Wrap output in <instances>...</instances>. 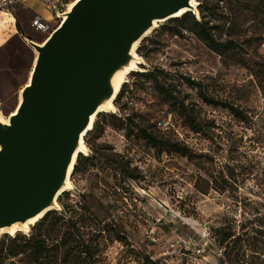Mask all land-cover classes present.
Wrapping results in <instances>:
<instances>
[{"label": "rangeland", "instance_id": "rangeland-1", "mask_svg": "<svg viewBox=\"0 0 264 264\" xmlns=\"http://www.w3.org/2000/svg\"><path fill=\"white\" fill-rule=\"evenodd\" d=\"M29 1L0 0V10L29 23L34 18L25 6ZM198 2L199 15L192 14L201 19L205 0ZM211 4L214 14L205 13L214 35L237 47L220 54L189 30L173 34V19L142 39L136 52L143 70L128 75L115 112L97 115L98 130L93 126L84 137L89 154H79V169L71 174L74 189L59 196L55 210L78 222L92 262L83 253L63 260L69 244L58 252L56 246L71 224L59 223L49 241L55 257L48 264H197L196 255L177 248L180 238L205 249L209 261L197 256L199 264H222L229 241L219 245L218 229L244 234V264H264V0ZM4 51L5 64L13 58L18 67L29 53L18 40ZM8 72L0 69V111L6 117L18 105L23 77L21 69ZM142 72L165 79L173 95L136 75ZM202 93L242 115L206 102ZM141 129L160 143L147 141ZM34 225L16 234L29 236ZM15 235L3 234L0 242ZM15 260L34 264L24 256Z\"/></svg>", "mask_w": 264, "mask_h": 264}, {"label": "water", "instance_id": "water-1", "mask_svg": "<svg viewBox=\"0 0 264 264\" xmlns=\"http://www.w3.org/2000/svg\"><path fill=\"white\" fill-rule=\"evenodd\" d=\"M193 1L77 0L44 41L26 38L30 79L8 122L0 116V232L57 210L93 116L119 93L116 75L156 21L199 15Z\"/></svg>", "mask_w": 264, "mask_h": 264}, {"label": "trees", "instance_id": "trees-1", "mask_svg": "<svg viewBox=\"0 0 264 264\" xmlns=\"http://www.w3.org/2000/svg\"><path fill=\"white\" fill-rule=\"evenodd\" d=\"M211 1L212 0H205L203 4H200L201 19L196 18L192 12H187L181 17L173 18L175 25L172 26L173 28H171L170 31L173 34L179 35L183 29L189 30L200 40L204 41L209 48L222 54L233 50L235 47H237V44L231 40H227L225 42L221 41L214 35V25L211 24V20L208 18L210 13H205V10H209L211 14H214L216 8L211 4ZM214 1L222 2L223 0ZM205 3L207 8H204L203 6ZM138 49L140 50V48ZM136 75L151 80L157 88L161 90L164 89L173 95V92L170 90L171 84H167L165 79L159 78L156 73L142 72ZM189 82L193 85H198V83L193 82V80H189ZM122 93L123 88L119 94ZM202 97L210 104H220L219 101L208 98L204 93H202ZM220 105L229 106L232 113L237 116L242 115L241 110L228 103ZM132 123L134 124L133 121ZM97 126L98 125L95 124L93 129L98 130ZM141 133L150 143L154 145L160 143V140L150 134L146 129H141ZM172 146L179 152H186L185 147H180L177 144H172ZM80 161L81 158L79 157L74 167V173L78 171ZM59 223L71 224L70 234L62 239L61 243L56 246L58 252L63 246L69 244V246L64 251L63 260L66 261L68 257L77 258L79 257L78 254L81 255L83 253L85 254V259L92 262L93 253L91 247L86 245L83 240H80L82 234L80 227H78V222L67 219L63 212H57L53 210L47 213L34 225L33 232L29 236L16 234L10 238L9 243H5L3 241L0 242V264H18L15 258L23 256L27 258L29 263L48 264V261L50 262L51 257H55V253H52L53 249L50 247L49 241L52 239L55 226ZM221 231V229L217 230V233L221 234L222 236L219 240V245L223 246L226 241H229V244L228 247H225L224 249L225 260L220 259V262L222 264H228L229 262L230 264H244L245 251L243 250L244 239H242L244 234L236 235L233 231ZM262 231L263 229L261 230V233H264ZM9 259L10 261L7 262Z\"/></svg>", "mask_w": 264, "mask_h": 264}, {"label": "crops", "instance_id": "crops-1", "mask_svg": "<svg viewBox=\"0 0 264 264\" xmlns=\"http://www.w3.org/2000/svg\"><path fill=\"white\" fill-rule=\"evenodd\" d=\"M25 6L29 9L34 18L39 16L43 20L49 21L53 24L55 23L54 14L44 7L41 0H30L25 3ZM32 20L29 23L18 21L14 14L8 11L0 10V69H5L6 72L9 71V74H14V72H18L20 69L23 71V77L21 78L20 87L17 91V99L20 96V90L29 80L36 56L35 50L26 42V38H30L40 43L41 39H36L40 38V36H37L36 33H40V35L44 36L45 39V35L43 33L34 29L32 26ZM14 40H18L23 43L29 52L27 56L23 57V64L20 67L13 62V58L10 64H5V60L9 59V54L4 50H8ZM17 68L18 70H16Z\"/></svg>", "mask_w": 264, "mask_h": 264}, {"label": "bare ground", "instance_id": "bare-ground-1", "mask_svg": "<svg viewBox=\"0 0 264 264\" xmlns=\"http://www.w3.org/2000/svg\"><path fill=\"white\" fill-rule=\"evenodd\" d=\"M76 1H77V0H74V1L70 2L68 6L70 7V6L73 5ZM193 3H194V4H197V3H198V0L193 1ZM179 14H180V13H179ZM160 22H163V21H162V20H161V21H156L155 25H156V26H159V23H160ZM149 32H150V31H149ZM133 54H134L135 58L133 59V61H132V63H131V66L128 67L126 70L119 72V73L116 75L115 79H114V85H115V87H116V92H120V90H121L123 84L127 81L128 75H129L132 71H135V70H143V68L141 67V64L144 63V59H143L141 56H139V55L137 54L136 51H135ZM36 55H37V54H36ZM29 79H30V77H29ZM28 82H29V80H28ZM114 98H116V97H114ZM20 101H21V97L19 96V101H18V103H19ZM114 103H115V100H114V99H111L108 103H106L105 105H103V106L100 108V110H101V111H113V112H115L117 108H116V106H115ZM17 106H18V105H17ZM16 108H17V107H16ZM15 112H16V109L13 111V113H15ZM0 116H1V119H2L3 121L8 122V120H9L8 117L4 116L3 113H2L1 111H0ZM96 117H97V115H94V116H93V120H94V122H95V120H96ZM92 128H93V126L90 127V129H92ZM80 153H83V154H86V155L89 154V149H88V147L86 146L84 140L81 142V146H80V148L78 149L76 155H79ZM72 189H74V185L71 183V176H70L69 179H68V181H67V186L65 187V190H72ZM57 206H59V204H58ZM35 220H36V219H34V220H32V221H29V222H27V223H25V224H20V223H18V224H15L13 227L3 229V230L0 232V238H1V236H2L3 234H6V233H8V234H10V235H15V234L18 233V232H27V231H29V229L31 228V226H32L33 224L36 223Z\"/></svg>", "mask_w": 264, "mask_h": 264}, {"label": "built area", "instance_id": "built-area-1", "mask_svg": "<svg viewBox=\"0 0 264 264\" xmlns=\"http://www.w3.org/2000/svg\"><path fill=\"white\" fill-rule=\"evenodd\" d=\"M41 1L44 7L54 14L55 23L53 24L37 16L32 20V26L36 31L43 33L45 35V38H47L61 22L60 13L66 11L69 2H66L65 0H41ZM176 246L179 250H184L185 252L190 251L193 255H196L194 259L197 264L200 263L197 256H201L205 261H209L208 258L204 256L205 249L200 244L193 242L192 239L186 240L185 238H180L177 240Z\"/></svg>", "mask_w": 264, "mask_h": 264}]
</instances>
